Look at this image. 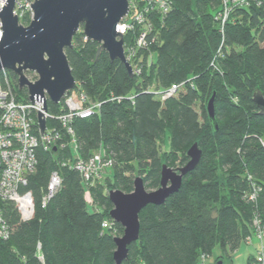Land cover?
<instances>
[{
    "label": "trees",
    "instance_id": "16d2710c",
    "mask_svg": "<svg viewBox=\"0 0 264 264\" xmlns=\"http://www.w3.org/2000/svg\"><path fill=\"white\" fill-rule=\"evenodd\" d=\"M221 4L172 0L168 14L154 15L150 37L157 34V40L139 51L145 63L134 76L107 51L97 55L100 43L87 40L81 26L66 53L78 87L102 101L100 111L73 120L77 152L61 123L48 119L68 144L38 152L37 169L24 189L34 196L31 219L22 220L12 202L0 200L13 229L8 239L0 240V264H116L114 237L124 228L116 222L102 233V222L113 208L109 191L132 192L136 172L147 188L157 189L164 161L187 163L195 142L203 150L199 164L163 204L141 210L139 239L122 264H198L200 254H211L217 244L235 251L254 233L255 216L264 225V114L253 100L257 90L264 95V0L260 6H234L224 34L216 19ZM139 30L124 35L126 45ZM149 53L154 59L147 63ZM9 72L18 98L28 100L27 89H20L17 76ZM184 81L178 94L165 100L149 90L153 84L165 90ZM214 93L218 130L207 111ZM48 109L61 114L63 101L49 100ZM168 131L169 148L162 149ZM100 149L113 158V166L102 182L91 186L90 205L71 163L77 155L88 158ZM54 170L62 185L43 207ZM254 183L261 190L251 201Z\"/></svg>",
    "mask_w": 264,
    "mask_h": 264
},
{
    "label": "water",
    "instance_id": "95a60500",
    "mask_svg": "<svg viewBox=\"0 0 264 264\" xmlns=\"http://www.w3.org/2000/svg\"><path fill=\"white\" fill-rule=\"evenodd\" d=\"M16 0H7L0 11L3 36L0 40V71L7 68L17 76L20 89H27L32 103L48 101L60 103L66 93L77 86L66 48L73 46V38L83 25L87 40L100 43L97 55L108 52L112 61L120 59L129 74L134 70L125 55V40L117 30L120 21L128 14L129 0H34L31 3L34 15L28 25L20 23L14 13ZM36 72L38 79L32 81L26 72ZM49 99H45V94ZM216 94L209 99L207 111L215 129ZM253 100L264 114V95L254 92ZM38 120L41 133L47 132V119L39 110ZM56 148V147H55ZM203 150L195 142L188 150L189 161L182 167L172 168L162 164L160 186L153 191L146 187L140 175L134 179V190L126 193L121 189L109 191L113 208L109 215L124 228L122 236H115L116 249L113 253L116 264H122L128 257L129 246L140 236V212L148 204H163L172 194L178 192L184 177L199 164ZM218 264H223L220 261Z\"/></svg>",
    "mask_w": 264,
    "mask_h": 264
},
{
    "label": "built area",
    "instance_id": "2783aa9c",
    "mask_svg": "<svg viewBox=\"0 0 264 264\" xmlns=\"http://www.w3.org/2000/svg\"><path fill=\"white\" fill-rule=\"evenodd\" d=\"M6 1L0 0V11ZM33 2L34 0H16L14 13L17 14L22 24H25L23 23L25 18H29V22L32 20L34 12L31 3ZM129 2V12L118 24L117 30L124 37L125 34L136 27L139 26L140 28L138 36L133 41L127 45L125 42V55L132 65L135 75L142 73L143 63H145L143 55L139 54V51L147 49L150 41L155 42L157 40V34L150 37L154 30V15L164 16L168 14L172 9V0H129ZM251 4L260 6L263 4V0H222L221 8L216 14L220 31L224 34L226 23L230 19L234 6H249ZM2 27L3 24L0 18V40L3 36ZM150 38L152 39L150 40ZM153 59L154 54L149 53L147 63H150ZM9 71L7 68H3L0 71V200L12 202L22 220H29L34 216L35 201L33 192L24 189L30 176L37 169L39 150H48L52 146H57L58 143L62 147L68 144V142L62 140V133L57 126H48V119L55 118L61 123L62 128L67 130L68 134L72 136V141L69 143L77 152L78 146L71 124L76 117H89L98 113L102 101L91 99L77 85L67 92L63 98V112L59 115H54L49 112V109L47 112L44 111V102L42 101L36 100L35 103H32L30 99H19ZM29 79L34 81L31 77ZM185 83L184 81L173 84L165 90L155 89L153 84L149 86V90H153L158 97L165 100L177 95L185 86ZM44 97L49 99L47 93ZM123 97L118 96L117 98L122 100ZM39 110L44 112L47 119V132L43 134L41 133L38 120ZM112 166L113 158L110 155L107 156L102 149L95 151L88 158H82L77 155L75 161L71 163V168L76 169L80 173L86 193H90L91 186L102 182L103 178L109 174ZM62 181L60 172L54 170L50 175L47 189L44 192L43 207L57 193ZM260 190V187L254 183L248 199L256 201ZM89 203L94 205L92 199ZM115 223L112 218L105 219L102 222V233L111 230ZM253 228L254 233L246 237V240L250 243L253 242V236L259 240L264 238V225L257 216L253 219ZM12 232L13 229L0 207V240L8 239ZM40 248L41 245L38 244V249L40 250ZM39 257L43 259L41 254ZM210 257L211 254L202 252L199 256L198 264H209L208 259ZM249 264H264L263 248L259 249L258 256L251 259Z\"/></svg>",
    "mask_w": 264,
    "mask_h": 264
},
{
    "label": "rangeland",
    "instance_id": "374dc122",
    "mask_svg": "<svg viewBox=\"0 0 264 264\" xmlns=\"http://www.w3.org/2000/svg\"><path fill=\"white\" fill-rule=\"evenodd\" d=\"M21 23V22H20ZM25 25V24H24ZM28 25V24H27ZM27 75L31 78L38 79V74L36 72H26ZM209 102V101H208ZM208 105V103H207ZM169 131L166 132V136L164 137L163 141V147L162 149H168L169 148ZM168 164L172 168H179L184 166L185 164H182L180 160H177L176 162H171V164L164 161L163 164ZM111 173V172H109ZM139 174L136 172L134 174V179ZM141 176V175H140ZM112 189H119V188H112ZM111 189V190H112ZM149 191H153L154 189L147 188ZM125 192V191H124ZM129 193V192H126ZM109 194V193H108ZM88 200L91 201V197L89 196V193H87ZM89 208L92 210L93 208L89 206ZM124 234L123 232L116 236H122ZM263 240V241H262ZM259 240L255 236H253V242H248L246 239L242 240L240 246L235 250L231 251L228 249L227 251H224L219 244L215 245V247L212 250L211 257L208 259L209 264H216L217 258L220 259V261L223 262V264H249V257L250 255H256L257 251L259 249L263 248L264 246V239Z\"/></svg>",
    "mask_w": 264,
    "mask_h": 264
},
{
    "label": "crops",
    "instance_id": "0c3cea01",
    "mask_svg": "<svg viewBox=\"0 0 264 264\" xmlns=\"http://www.w3.org/2000/svg\"><path fill=\"white\" fill-rule=\"evenodd\" d=\"M264 239V238H263ZM263 241V240H262ZM263 250H264V246H263ZM258 254H259V251H257V254L256 255H250V257H249V262L251 261L250 259L252 258H254V257H257L258 256Z\"/></svg>",
    "mask_w": 264,
    "mask_h": 264
}]
</instances>
